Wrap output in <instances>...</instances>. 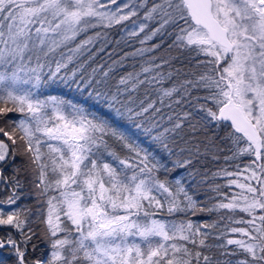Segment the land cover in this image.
I'll return each instance as SVG.
<instances>
[{"label": "snow or ice", "instance_id": "snow-or-ice-1", "mask_svg": "<svg viewBox=\"0 0 264 264\" xmlns=\"http://www.w3.org/2000/svg\"><path fill=\"white\" fill-rule=\"evenodd\" d=\"M146 3L0 0V117L13 112L20 116L9 119L11 132L0 127V134L16 145L19 133L24 158L18 161L17 150L0 139V188L11 186V194L0 199V229H7L0 236V249L9 250L15 264H264V0H161L145 12L143 23L133 21L121 36L126 41L144 33L139 43L145 45L172 26L176 32L169 47L203 57L198 61L203 71L194 81L158 91L163 106L165 98L181 89L188 95L187 85L205 90L200 105L204 115L197 123L215 121L218 127L231 128L232 155L224 157L226 162L254 157L232 171L222 167L214 173L230 179L212 189L221 198L211 206L190 194L182 177L161 175L191 163L172 158L168 133L181 128L180 121L156 131V123L138 119L155 101L137 110L131 97L120 99L119 88L111 93L97 87L107 84L109 74L123 67L128 56L142 57L160 44L126 53L102 72L100 64L87 78L81 74L105 45L96 52L89 47L101 37L99 32L74 43L77 37L92 28L121 25ZM157 18L159 26L146 31ZM62 47L70 55L60 52L56 59L53 54ZM88 53L87 61L62 71ZM161 67L145 61L139 72L121 76L118 84L135 91L140 85L161 83L172 75L155 71ZM60 83L74 85L94 106L57 96L41 98L42 89ZM171 103L180 100L169 107ZM114 144L128 155L122 156ZM28 176L37 204L45 206L35 218L30 210L11 207L20 200L18 191ZM233 186L240 191H220ZM165 209L169 216L181 214L184 219L155 218ZM204 212L221 214L212 223L191 219ZM219 220L227 221L222 230ZM36 224L44 227L32 226ZM42 237L50 247L47 255L40 250ZM210 237L223 242L207 243ZM231 245L235 248L229 249ZM214 247L236 259L213 261L202 249ZM37 251L43 258L34 255Z\"/></svg>", "mask_w": 264, "mask_h": 264}, {"label": "trees", "instance_id": "trees-1", "mask_svg": "<svg viewBox=\"0 0 264 264\" xmlns=\"http://www.w3.org/2000/svg\"><path fill=\"white\" fill-rule=\"evenodd\" d=\"M141 0H138L139 3ZM161 0H147V3L143 8H140L138 11V15L132 17L130 20L125 21L121 25H116L113 28H92L89 29L87 33L82 34L77 37V40L74 43H78L79 40L86 38L89 35H95L97 32L101 33V37L95 41L94 46H89L92 49V52H96L100 46L105 45L104 51L100 52L94 60L88 61L85 64V67L81 74L88 77L91 73L92 68L97 67L100 64L104 65V68L99 69L100 72L106 70L108 66L112 63L113 60H119L126 53H131L140 47H151L155 44H160V47L155 49V51L146 53L144 56L132 57L128 56L124 60V66L118 67L116 70L109 74V78H107V84H101L97 87L104 88L105 90L110 91L111 93H116L117 89L120 90V99L122 101L127 102L128 99L132 98V106L139 110L140 107H145L147 104L155 101L154 107L149 110L148 113H145L142 117H139V120H144L145 124L149 122H154L158 125L156 131H163L165 128H173L174 124L179 120L181 123V128L176 129L174 132L168 133L169 136L173 138V142L170 144V147L174 153L173 159L180 160H191V163L184 168H177L172 171L170 174H161L162 177L167 175L169 179H175L177 177L183 178V183L188 189L190 194H193L197 200L205 202L208 206H211L212 203L215 202L216 199H220L221 197L217 196L212 189L217 185H224L227 179L230 178H222L218 176H214L220 168L228 167L229 171L234 170L236 162H244L245 164L252 160V157L247 155L241 156L238 160L225 161V156H231L232 152L230 149L233 148V144L231 139L228 136V133L231 131L230 128L224 127L221 124L219 127L217 126V122L211 121L207 124L197 123L200 117L204 115V113L200 110V105L204 103L202 97L206 95L205 90L192 88L191 85H187L189 89V94L185 95L184 90L181 89L179 92L174 93L173 97L165 98L164 105L162 106L160 103V95L161 93L158 89L162 88H171L174 85L179 87L186 80H195L196 77L203 71L204 66L199 65L198 61L203 59V57L196 56L195 53L190 52L189 50L180 48V47H169L173 43L176 29L172 26L167 28V32H171L172 35H168L167 32L165 35H157L151 41H148L145 45H141L139 40L143 37L144 33H140L138 37H132L127 39L126 41L121 40V36H125V32L123 29L125 26L132 24L133 21H139L143 23V16L145 12L152 7L155 3H160ZM159 26V19L157 18L156 22H151L149 24V29L146 31H150L151 29ZM106 34V35H105ZM120 41L119 44L116 42ZM70 46H74L70 45ZM63 52L65 54H69L67 48H60L57 50V53L53 54L56 59H59V53ZM108 53H112L111 58L108 57ZM87 55L81 57L80 61L69 64L68 69H64L62 71H68L77 66V63H83L87 61ZM152 57L156 59L154 61L151 60ZM145 61H151L156 64H162L161 68L155 69L156 72H163L167 77L169 72L172 75L166 78L161 83H156L152 86L150 85H140L135 91H124L125 88L130 87L129 85H119L118 81L121 76L126 75L128 72H139L141 70V65L145 63ZM166 61V63H165ZM53 68L55 65H52ZM47 71V68H45ZM99 79V75L97 76ZM143 78V77H142ZM90 90V89H89ZM47 96H57L66 100H71L76 103L86 104L88 107H93V101L86 98V94L82 95L80 92L75 90V86L67 87L63 83L49 85L48 87L42 89V97ZM197 97H201V99H197ZM180 100V103H171V107H169V103L171 101ZM141 101L143 103L141 104ZM10 106V105H9ZM160 109V111H156V109ZM189 113L187 119L183 117V113ZM154 113V114H153ZM172 119H169V117ZM20 116L18 113H10L8 117H0V127H4L5 131H12L14 127L13 124L9 123V119L17 120ZM193 125H196L195 130H193ZM19 133H16L17 143L16 145H12L11 141H7L6 137H3L0 134V138L4 139L11 147L17 150V159H24L20 153L23 151V142L18 139ZM114 147L117 151L121 153V155H128L127 150L120 147L119 144H114ZM183 149V151H181ZM214 157H217L214 159ZM232 162V166L230 165ZM242 164V163H241ZM192 173L193 175H189ZM10 174V173H9ZM221 192L228 193L231 195L232 192H239V189L233 188L229 189L226 187L220 188ZM11 194V186L7 188H0V199L6 198L7 195ZM18 194L21 195L20 200L17 201L16 205H12V208L20 207L26 210H30V214L35 218L40 213L38 212V208L44 210L45 206L43 202L39 205L37 204V196L34 193V189L31 183V177H24V186L22 189L18 191ZM227 210H221V212H226ZM221 213H198L195 217H191L196 222H207L212 223L218 220V217ZM238 215H244L243 213H238ZM157 219H163L165 221L169 220H181L184 217L181 214H174L169 216L165 210H161L158 212ZM227 223L226 220H219V224L221 225V230L224 225ZM33 227L43 228V225L36 224L32 225ZM235 227H247L246 225H231ZM7 229H0V236H3ZM206 231L216 233L217 229H206ZM231 238H239V234H230ZM222 240H217L213 237H210L207 243L210 244H219L222 243ZM229 249L235 248V245L228 246ZM40 250L43 251L44 255L48 254L50 250L49 244L46 239L43 237L40 240ZM202 251H206L207 254L212 256L213 261L216 260H225V259H233L235 257H226L221 255V249L212 248L211 251L206 249H202ZM34 255L41 256V251H37ZM41 258H43L41 256ZM0 261L3 264H15V257L10 253L7 249H0Z\"/></svg>", "mask_w": 264, "mask_h": 264}, {"label": "rangeland", "instance_id": "rangeland-1", "mask_svg": "<svg viewBox=\"0 0 264 264\" xmlns=\"http://www.w3.org/2000/svg\"><path fill=\"white\" fill-rule=\"evenodd\" d=\"M138 0H136V2H137ZM128 2V0H117V3L118 4H124V3H127ZM140 2H142V0L140 1ZM139 2V3H140ZM138 3V2H137ZM112 8H115L117 5H110ZM133 7H135L136 6V4H133L132 5ZM124 11L126 12V11H128V9H124ZM132 26V24H130V25H128V27L130 28ZM1 139V138H0Z\"/></svg>", "mask_w": 264, "mask_h": 264}, {"label": "flooded vegetation", "instance_id": "flooded-vegetation-1", "mask_svg": "<svg viewBox=\"0 0 264 264\" xmlns=\"http://www.w3.org/2000/svg\"><path fill=\"white\" fill-rule=\"evenodd\" d=\"M230 130H231V128H230ZM231 131H232V130H231ZM252 159H254V157H252ZM250 160H251V159H250ZM250 160H249V161H250ZM237 163H238V162H236V163H234V164L236 165ZM241 163H242V164H241ZM240 164L243 165V164H245V163H244V162H240ZM230 165L232 166V162H231Z\"/></svg>", "mask_w": 264, "mask_h": 264}]
</instances>
